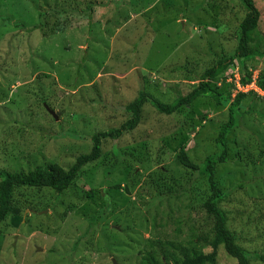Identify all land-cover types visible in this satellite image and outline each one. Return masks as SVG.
<instances>
[{
  "label": "rangeland",
  "instance_id": "rangeland-1",
  "mask_svg": "<svg viewBox=\"0 0 264 264\" xmlns=\"http://www.w3.org/2000/svg\"><path fill=\"white\" fill-rule=\"evenodd\" d=\"M38 1L5 0V7L0 2V15L10 18V24L0 28V169L23 173L53 161L67 169L79 155L88 154L93 135L117 129L125 123L127 116L124 108L137 98L138 86L139 83H144L143 79L147 78L150 82L152 80L155 87L161 88L162 84L163 88H172L178 84L185 87L187 92L192 84L188 76H170L175 81L170 83L162 80V74L172 71L177 55H182L189 62L188 69L195 76L213 67L217 57L233 55L238 43V26L245 17V10L235 0H93L99 5L95 13L105 10L107 16L103 17H109L110 21L105 31L101 26L95 25V33L94 28L91 31L92 42L84 43L82 39L88 34V28H84V32L82 29L70 32L66 30L64 36L58 37L47 33L48 28L42 33L38 30L27 33L20 27L15 29V23H19L22 28H30L38 23L35 12ZM119 1L120 4H117ZM254 4L260 14L258 33L264 37V0H255ZM73 7L83 9L84 6L76 2ZM100 21L104 22L102 19ZM217 21L219 25L222 24L214 27L213 22ZM44 33L46 37H42ZM78 33H82V39L78 38ZM252 39L259 41L256 37ZM263 44L260 42L261 51ZM87 46L89 49L86 53ZM248 46L251 47V44ZM255 59V70L250 69L251 64L246 63L247 70L252 71V81L260 75L264 76V56ZM235 61L237 67L228 66L219 76L220 79L230 72L233 79L237 76L240 63L236 58ZM75 63L80 65L77 71L73 65ZM41 75L48 76V79H39ZM177 78L183 80L177 81ZM232 78H228L227 83H232ZM214 86L225 93L230 89L219 81ZM237 91L238 89L231 91V97L221 107L216 106L210 98H201L196 102L192 107L193 119L190 121L194 126L201 125L208 129H199L200 135L176 132L170 120L150 111L151 106L146 105L144 113L148 115L143 116L141 125L130 135H124L117 146L122 148L146 140L151 144V152L155 153L153 158L156 160L159 157L160 168L166 167L172 171L176 167L173 160L178 150V140L192 158L199 140L209 137L205 145L214 147L213 140L217 137L215 130L219 125L227 123V109L231 99L239 93ZM254 93L262 95L255 82L254 86L243 89L240 93L247 99L246 107L251 114L239 111L242 115V129L231 130L232 134L228 137L230 156L227 155L230 163L220 168V174L227 175L224 179L225 187L232 201L229 209L241 212L244 216L251 214L253 228L258 230L249 238L257 247L255 251H260L259 254L264 257V244L256 236H264V215L257 213L264 206V146L254 148L258 143L254 139L264 138V99L252 98ZM223 99H227V96ZM164 100L166 103L170 102L169 99ZM39 104L43 108L45 104L50 105L55 122ZM203 115L208 116L209 120L205 122V126L199 121ZM255 122L260 128L249 134L242 133L248 124ZM208 127H212V130ZM197 137L199 140H196ZM260 143L264 145V141ZM112 144L116 142L105 144V150L109 151ZM243 145L246 152L240 150ZM160 146L164 153L158 156L156 150ZM169 148L174 153L164 160ZM198 148V161L210 154V150H204V146ZM215 151L216 149L213 150ZM102 167L98 165L93 175L86 172V177L93 176L96 184H103ZM156 167L158 166L151 170ZM84 169L87 171L92 166ZM137 173L140 175L136 181H141L139 185H142L147 173L142 170ZM116 175L111 179L112 184L120 181ZM237 184H241V188L236 187ZM85 186L86 181L79 180L76 189L63 195L50 190L15 191L12 201L14 204H36L41 208L48 205L37 214V224L44 230L41 233L27 231L24 221L21 222L20 229L5 230L0 264H56L54 259L48 260L49 250L62 251L63 263L68 264L74 242L86 234V220H90L93 208L98 205L97 199L80 203L79 193L88 190ZM184 186L185 184L182 187ZM105 188L108 189L106 186L97 188L102 191L98 196L104 197ZM140 193L141 188L137 185L132 195L123 194L121 200L125 201L126 198V202L120 200L122 203L114 212L117 221L109 220L106 224L107 233L122 229L127 231L128 237H132L129 238L132 243L125 237L117 242L122 250L125 247L122 243L128 242V249L137 250L140 238H149L153 212L157 223L162 227L159 229L166 230L167 236L189 239L197 223L192 221L197 220V215L193 210L184 208V205H188L186 197L168 202L157 195L154 198L153 192L139 198ZM192 195H195L193 189L191 197ZM23 199L28 202H23ZM152 200L154 201L151 202ZM149 202L152 205L146 207ZM69 205L76 206L75 212L65 211ZM29 210L26 216L31 214ZM64 212L66 214L62 218ZM237 216L239 214H235ZM42 217L44 218L41 219ZM177 221L180 223L179 233L176 232ZM172 222L174 227L170 224ZM96 224L81 241L78 252L74 254L73 264H112L111 260L116 264H135L136 258L132 256L119 257L105 250L99 251V254H91L85 248L87 243L88 249L96 246L99 249V245L103 249L104 241L99 237L101 233L98 228L105 224ZM117 243L111 242L113 248L118 246ZM223 263L234 264L232 261ZM252 263L262 264L258 259Z\"/></svg>",
  "mask_w": 264,
  "mask_h": 264
},
{
  "label": "trees",
  "instance_id": "trees-1",
  "mask_svg": "<svg viewBox=\"0 0 264 264\" xmlns=\"http://www.w3.org/2000/svg\"><path fill=\"white\" fill-rule=\"evenodd\" d=\"M4 1L5 0H0L3 7H5ZM235 1L240 2L241 7L245 10V17L238 26L236 37L238 38V43L236 44V50L233 55L217 57L216 64L211 68L203 70V73L199 76H195L194 73L189 71V62L183 59L182 55H177V62L171 67L172 71L162 74V78H164L162 80L167 82L170 81V83L175 82L172 81L173 78H169L170 76H175L177 74L179 76L183 75L184 77L188 76L187 78L192 84L190 85L191 88L187 89V92H185V87H181L178 84L172 88L171 86L163 88L164 84H162V88L161 86L155 87L152 84L154 81L151 80L150 82V80L145 77L146 79H143V81L145 80L144 83H139L137 98L124 108V113L127 116L125 123L117 129L93 135L90 138V152L88 154L79 155L75 159V163L67 169L56 161L45 165H39L26 173L22 171H8L4 168L0 169V227H2L0 228V256L6 236L5 230L10 228L14 230L20 229L22 221H24L27 231L41 233L42 230H44V228H39L37 224L39 220V215L37 214L39 211H44L48 205L45 204L44 207L41 208L36 204H26V206L23 203L14 204L12 201L15 191L29 190V192H39L50 190V192L53 191L58 195H63L73 188L76 189L77 181L85 180L89 188L85 186L88 190L79 193L80 203L87 200L93 202L95 199H97L96 202L98 203V205L93 208V215H91L90 220H86L88 227L86 234L91 227H95V223H97L96 225L100 222L105 224L98 228L101 233L99 237L104 241L103 249L101 245H99V249H97V246L94 249H88L87 243H85V248L88 251L90 250L89 252L91 254H99V251L101 252L102 250L106 252L111 251L119 257H135V264H225L223 262L226 261H232L234 264H253L252 262L257 259L264 264V257L259 254L260 251H255L257 247H255L254 241L249 238L258 228H253L251 214L244 216L240 214L241 212H232V209H229L232 201L225 187L226 183L224 179H226L227 175L224 174L223 176L220 174V168L230 163L228 159L230 157H227V155L230 156L228 154V137L232 134L231 130L242 129V127H240L242 115L239 111L241 110L245 114H251L250 109L246 107L247 104L245 101L247 99H245V96L238 93L233 99L230 98L231 102L227 109V123L219 125L216 128L215 132L217 133V137L213 140V148H209L207 147L209 145H205L209 137H205L206 140H199L197 137L196 140L199 141L197 142L196 148L199 150L198 146H204V150H210V154L203 160L198 161L197 149L192 158L180 144L181 141L178 140L179 143L176 142L178 143V150L175 155V160H173L176 171H169L166 167L160 168L158 165V160L160 159L159 157H157L156 160L153 158L155 153L151 152V144L146 140L137 144H128L122 148L117 146V142L124 135H130L141 125L143 116L146 117L148 115L146 112L144 113V107L146 105L151 106L150 111L170 120V123H173L174 128H176V132L185 131V133L193 132L194 134H199V129H201V131L206 129L201 127V125H198V127L192 125L190 121L193 119L192 107H194L196 102L201 98H210L215 105L219 107L227 103L228 97H231V91H236L234 83L229 84L225 77L222 78V83L225 84V86L228 85L230 88L227 89L228 93L216 88L214 85L221 80L219 76L224 73L228 66L232 68L237 67L235 58L239 60V67L241 68L239 70L240 86L245 87L250 84L252 71L247 70L246 63L251 64L249 68L255 70V57L260 59L264 56V37L262 34L260 35V33H258L260 14L254 4L255 0ZM76 2L83 5V9L80 7H73ZM38 3L39 5L35 6L38 23L30 28H22L19 23H15L13 25L15 29L20 27L19 29H23V31L27 33L34 30H38L42 33L48 28L47 33H51L56 35L55 37H58L64 36L66 30L70 32L88 28V34L86 33L84 38L81 37L82 33H78V38H83L82 40H84V43L92 42L90 37L93 32L91 31L92 28H94L95 33V25L104 27L103 31L106 30V24L103 26L100 19L106 18L103 16H107V14L105 10H98V12L95 13L99 5L93 0H39ZM71 3L74 4L71 5ZM116 9H118V7H116ZM0 22L2 23L0 28L8 26V24H10V18L0 15ZM83 22L85 24H83ZM221 24L222 23H220V25ZM213 25L214 27L220 26L218 21L213 22ZM84 31L85 30H83V32ZM46 36L45 33L42 34V37ZM253 37L259 38V41L257 39H252ZM95 41L98 42V40ZM260 42L263 44L262 51L259 50ZM249 44H251V47L248 46ZM88 49L87 46L86 53ZM83 61L84 57L82 62ZM73 65L76 67V71L80 68V65L77 63ZM39 79L46 80L48 76L41 75ZM175 80L181 81L183 78H177ZM256 85L260 90L264 91L263 75L256 78ZM224 96H227V99L224 100ZM172 97L173 99H171ZM251 97L254 99L257 98L254 95ZM164 99H169L170 102L166 103ZM40 106L41 109L50 116V114H48V111H51L50 105L45 104L44 108L43 105ZM207 117L208 116L203 115L199 118V121L204 123L203 126H205V122H209ZM52 119V121H54L53 117ZM208 128L212 130V127ZM246 128L247 129L242 131L243 134H249L255 131L260 128V125L255 122L254 124H248ZM206 130L208 131V129ZM249 137L251 140V136ZM163 140L162 138L161 146H163ZM254 140L259 143H256L254 148L264 146L260 143L264 141V138L256 137ZM111 142H116V144H112L110 148V150L113 149L112 152L110 150H105V144ZM161 146L156 150L158 156L164 153ZM214 149H216L215 152H213ZM240 150L246 152L247 149H245L243 145L240 147ZM167 153L168 155L164 157V160L168 159V157H170L169 155L174 153V151L169 148ZM246 157L248 158L247 155ZM98 165L101 167L103 166L102 168L104 169L103 178L105 181L103 180V184L101 185L95 183L93 176L86 177V172L93 175ZM91 166L92 169L84 171L85 167ZM155 166L158 167L151 170ZM139 170L147 173V177L142 185H139L141 181L139 183L136 181L137 177L140 175L137 173ZM114 175H116L120 181L112 184L111 179ZM167 176H169V178ZM106 182L107 185H104ZM183 184H185L184 187H182ZM137 185L141 188L139 198H144V196L146 197L152 192L154 198L155 195H157L160 199L168 202L178 201L186 197L188 205H184V208L187 207L188 210H193L197 215V220L192 221L193 223L197 222L195 229L188 240L167 236L166 230L159 229L162 227L157 223L156 214L153 212L152 219L151 221L149 220L151 222V224L149 223L151 226L149 238L146 240L140 238L137 250L128 249V242L122 243V246L124 245L126 247H124V250L120 248V243L118 244L117 242H120L122 237H125V239L132 237H128V234H126L127 231L122 229L107 233L108 226L106 224L109 223V220H113V222L117 221L114 212L122 201L121 198L124 197L123 194L132 195V191ZM103 186H106L108 189L105 188L104 197L98 196L102 192L100 189ZM241 186V184L236 185V187L239 188H241ZM33 189L35 191H33ZM192 189L195 195L191 197ZM22 201L28 202L26 199ZM153 201L154 200L151 202ZM122 202L125 203L126 198L125 201ZM151 202L147 203L145 206H149ZM28 209H30L29 211H31V214L26 216ZM75 210V205H69L65 211L75 212ZM257 213L264 215V206L261 207ZM65 214L66 212H64L61 217L63 218ZM235 214H239V216L235 217ZM43 218L44 217L41 219ZM173 223L174 222L170 224L174 227ZM175 223L177 226L176 232L179 233L180 223L178 221ZM86 234L76 239L74 242L69 253V259L67 260L68 264H73L75 262L74 254L78 252V247L83 238H86ZM256 236L264 244V236L259 234ZM112 241L117 243L118 246L113 248L111 244ZM130 242L132 243L131 240ZM51 259H54L56 264H64V255L62 251L57 252L55 250H49L48 260Z\"/></svg>",
  "mask_w": 264,
  "mask_h": 264
},
{
  "label": "clouds",
  "instance_id": "clouds-1",
  "mask_svg": "<svg viewBox=\"0 0 264 264\" xmlns=\"http://www.w3.org/2000/svg\"><path fill=\"white\" fill-rule=\"evenodd\" d=\"M233 68H235V67H233ZM239 70H240V68L237 70L238 73H237V76L234 77V79L232 78V73H231V72L228 74V76L225 77L226 81H227L228 78H232V83H234L236 90L238 89L237 86L241 87L242 90H243V89H246V88H248V87L254 86V82H255V84H256V79H255V80H253V81L251 80L250 84L247 85V86H245V87L240 86V83H239V80H240V79H239ZM219 83H220V84L222 83V79L219 81ZM232 83H230V84H232ZM256 86H257V85H256ZM257 88H258V87H257ZM258 89H259V88H258ZM237 92L242 93V91H240L239 89H238ZM254 94H255V93H254ZM259 94H262V95H261V96H258L257 94H255V96H256L257 98L260 97L261 99H262V98L264 99V91H262V90L259 89ZM49 112H51V111H48V113H49ZM49 114H50V113H49ZM51 117H52V116H51ZM172 171H176L175 168H174ZM150 205H152V203H151ZM46 208H47V207H46ZM111 261H112V260H111Z\"/></svg>",
  "mask_w": 264,
  "mask_h": 264
},
{
  "label": "crops",
  "instance_id": "crops-1",
  "mask_svg": "<svg viewBox=\"0 0 264 264\" xmlns=\"http://www.w3.org/2000/svg\"><path fill=\"white\" fill-rule=\"evenodd\" d=\"M117 1V0H116ZM117 4H120V1L117 3ZM101 16V15H100ZM102 20H104V22L103 21H100L101 23H102V25L104 26L105 24L107 25L108 23H109V21H110V18H101ZM102 29L104 28V27H101ZM102 31V30H101Z\"/></svg>",
  "mask_w": 264,
  "mask_h": 264
},
{
  "label": "water",
  "instance_id": "water-1",
  "mask_svg": "<svg viewBox=\"0 0 264 264\" xmlns=\"http://www.w3.org/2000/svg\"><path fill=\"white\" fill-rule=\"evenodd\" d=\"M50 113V115L55 119V116L51 113V112H49ZM112 263L113 264H116V262L114 261V260H112Z\"/></svg>",
  "mask_w": 264,
  "mask_h": 264
},
{
  "label": "built area",
  "instance_id": "built-area-1",
  "mask_svg": "<svg viewBox=\"0 0 264 264\" xmlns=\"http://www.w3.org/2000/svg\"><path fill=\"white\" fill-rule=\"evenodd\" d=\"M238 87V89L240 90V91H242V88L241 87H239V86H237Z\"/></svg>",
  "mask_w": 264,
  "mask_h": 264
}]
</instances>
